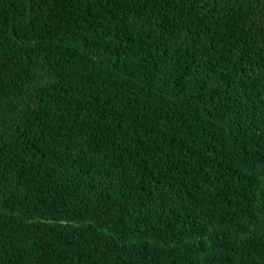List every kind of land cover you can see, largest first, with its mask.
Returning a JSON list of instances; mask_svg holds the SVG:
<instances>
[{
  "label": "trees",
  "instance_id": "16d2710c",
  "mask_svg": "<svg viewBox=\"0 0 264 264\" xmlns=\"http://www.w3.org/2000/svg\"><path fill=\"white\" fill-rule=\"evenodd\" d=\"M0 264H264V0H0Z\"/></svg>",
  "mask_w": 264,
  "mask_h": 264
}]
</instances>
